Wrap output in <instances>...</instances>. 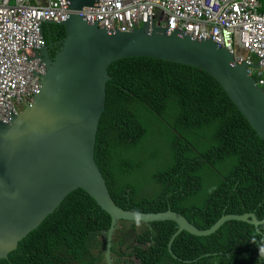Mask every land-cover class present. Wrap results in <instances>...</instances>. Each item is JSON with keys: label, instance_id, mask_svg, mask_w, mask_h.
I'll use <instances>...</instances> for the list:
<instances>
[{"label": "trees", "instance_id": "1", "mask_svg": "<svg viewBox=\"0 0 264 264\" xmlns=\"http://www.w3.org/2000/svg\"><path fill=\"white\" fill-rule=\"evenodd\" d=\"M44 33L52 44L65 37L60 25ZM108 73L94 160L116 206L171 210L199 230L228 214L264 219V142L212 77L153 58L121 59ZM110 221L75 190L0 264H105ZM177 228L119 221L113 264H264V224L229 221L205 237L183 231L172 243L174 259L167 245Z\"/></svg>", "mask_w": 264, "mask_h": 264}, {"label": "water", "instance_id": "2", "mask_svg": "<svg viewBox=\"0 0 264 264\" xmlns=\"http://www.w3.org/2000/svg\"><path fill=\"white\" fill-rule=\"evenodd\" d=\"M66 21L39 24V61L45 74L33 102L9 124L0 122V259L75 190L84 191L110 216L104 261L113 264L111 245L119 221L149 225L172 221L174 239L186 232L205 237L229 221L255 228L264 224L254 214L223 215L210 228L199 230L181 214L167 210L135 213L115 205L94 160L98 122L105 105L108 66L126 58H153L199 69L221 87L251 130L264 142V93L247 65H232L231 54L211 40L168 32L153 24L127 33L106 32L82 19L84 7H97L96 0H65ZM60 25L65 37L53 57L44 28ZM46 46V47H45ZM138 214V215H137ZM209 256V255H207ZM188 263L189 261H184Z\"/></svg>", "mask_w": 264, "mask_h": 264}, {"label": "built area", "instance_id": "3", "mask_svg": "<svg viewBox=\"0 0 264 264\" xmlns=\"http://www.w3.org/2000/svg\"><path fill=\"white\" fill-rule=\"evenodd\" d=\"M81 16L106 32L127 33L143 25L211 40L247 65L264 93V12L258 0H96ZM65 0H0V122L21 114L40 88L37 27L65 22Z\"/></svg>", "mask_w": 264, "mask_h": 264}, {"label": "flooded vegetation", "instance_id": "4", "mask_svg": "<svg viewBox=\"0 0 264 264\" xmlns=\"http://www.w3.org/2000/svg\"><path fill=\"white\" fill-rule=\"evenodd\" d=\"M47 45H48V42H46V46H47ZM46 46H45V47H46ZM58 49H59V43H58V44L55 43V45H54L53 47L50 48V56L53 57V56L51 55V52L54 51V53H55L56 50H58ZM54 53H53V55H54Z\"/></svg>", "mask_w": 264, "mask_h": 264}, {"label": "rangeland", "instance_id": "5", "mask_svg": "<svg viewBox=\"0 0 264 264\" xmlns=\"http://www.w3.org/2000/svg\"><path fill=\"white\" fill-rule=\"evenodd\" d=\"M258 2L260 3V5H264V0H258ZM154 136H156V134H154L153 137ZM132 264H138V262L132 258Z\"/></svg>", "mask_w": 264, "mask_h": 264}, {"label": "clouds", "instance_id": "6", "mask_svg": "<svg viewBox=\"0 0 264 264\" xmlns=\"http://www.w3.org/2000/svg\"><path fill=\"white\" fill-rule=\"evenodd\" d=\"M137 215H138V214H137ZM260 251H261L262 253H264V248H261Z\"/></svg>", "mask_w": 264, "mask_h": 264}, {"label": "crops", "instance_id": "7", "mask_svg": "<svg viewBox=\"0 0 264 264\" xmlns=\"http://www.w3.org/2000/svg\"><path fill=\"white\" fill-rule=\"evenodd\" d=\"M259 5H260V3H259ZM261 8H264V5H260V9H261Z\"/></svg>", "mask_w": 264, "mask_h": 264}]
</instances>
